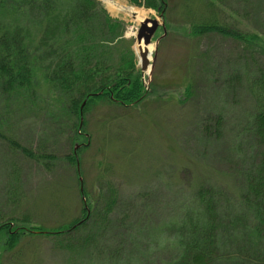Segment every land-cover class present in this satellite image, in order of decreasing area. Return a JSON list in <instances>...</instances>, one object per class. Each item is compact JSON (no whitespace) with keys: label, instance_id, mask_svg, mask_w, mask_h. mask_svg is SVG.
Listing matches in <instances>:
<instances>
[{"label":"rangeland","instance_id":"obj_1","mask_svg":"<svg viewBox=\"0 0 264 264\" xmlns=\"http://www.w3.org/2000/svg\"><path fill=\"white\" fill-rule=\"evenodd\" d=\"M98 1L110 16L125 24V38L133 41L137 69L147 94L129 107L98 101L81 115L74 130L71 125L63 126L66 135L48 141L43 136L44 129H48L44 115L50 111L54 96L46 85L40 84L38 104L43 110H25L2 130L35 154H52L55 159L53 163L38 155L29 159L20 151L12 152L0 138V156L3 152L10 159V155L15 156L13 161L21 170L9 178L0 166V264H75V254L68 250L69 239L81 231L75 236L66 233L84 224L97 207L105 208L114 199L120 202L113 209L116 213L125 212L121 219L128 223L139 217V225H162L163 220L174 215L165 205L168 187L189 194L208 182L237 192L233 171H238L242 161L237 156L232 158L229 152L235 130L232 123L239 121L250 103L247 104L246 91L241 87L237 97L230 94L226 115L232 119L227 118L225 128L214 139L218 112L214 114V105L207 100L216 98L219 84L226 85V70L240 68L235 65L239 48L250 46L257 52V40L253 38L257 35V10L254 11L253 3L164 0V24L155 9L132 5L128 0ZM119 7L132 8L159 23L152 41V74L146 80L136 50L142 23ZM212 21L233 35H212L205 40L194 36L196 25ZM123 48L127 50L128 45ZM214 75L217 79H213ZM204 117H208L206 122ZM246 146L243 143V155ZM171 206L176 204L170 203ZM149 227L146 246L151 244L152 248L159 235ZM111 233L114 236L115 231ZM130 242L129 250L135 251L133 240ZM126 253L127 249L121 256ZM83 256L77 264L93 261L90 255H86L87 259Z\"/></svg>","mask_w":264,"mask_h":264},{"label":"trees","instance_id":"obj_2","mask_svg":"<svg viewBox=\"0 0 264 264\" xmlns=\"http://www.w3.org/2000/svg\"><path fill=\"white\" fill-rule=\"evenodd\" d=\"M128 1L155 9L167 23L164 0ZM219 1L224 4L228 0ZM247 2L257 10V35L253 36L257 52L250 46L239 48L235 65L240 68L226 70V85L219 84L216 98L207 100L213 103L214 114L218 112L214 139L230 117L226 115L230 94L237 97L244 89L250 103L239 121L232 123L235 130L229 152L242 161L238 171H233L237 192L208 182L190 195L168 187L165 205L174 215L162 225H139V217L137 222L128 223L121 219L125 212L113 209L118 201L114 199L105 208L97 207L84 224L66 233L75 236L81 231L69 239L68 250L75 254V264L87 254L93 259L90 264H264V0H244ZM195 28L194 36H203L204 40L232 34L215 21ZM125 31V24L110 16L98 0H0V138L12 152L20 151L29 159L38 155L52 163L55 159L52 154H35L2 130L25 110H43L38 104L41 83L54 96L50 111L44 115L48 129L43 136L48 141L66 135L63 126L71 125L74 130L81 115L98 101L129 107L144 99L147 91L137 69L133 41L125 38ZM203 119L206 122L208 117ZM3 153L0 166L5 175L11 178L19 174L15 156L10 155V159L7 152ZM8 186L15 190L12 184ZM170 203L176 206L172 208ZM150 225L159 235L152 248L151 244L146 246L145 237ZM111 230L114 236L109 235L113 234ZM131 239L135 251L127 246H131ZM125 249L127 253L121 256Z\"/></svg>","mask_w":264,"mask_h":264},{"label":"water","instance_id":"obj_3","mask_svg":"<svg viewBox=\"0 0 264 264\" xmlns=\"http://www.w3.org/2000/svg\"><path fill=\"white\" fill-rule=\"evenodd\" d=\"M159 28V23L156 20H150L147 19L145 20L138 31L137 35V42L139 44H144L145 47H148L152 44L153 38L155 37V34L157 33V30ZM140 66H141V71L142 73L146 72L149 67H151V72H152V65L149 61V55L148 52L145 51L143 52L140 56ZM152 74V73H151ZM85 104L83 105V107Z\"/></svg>","mask_w":264,"mask_h":264},{"label":"bare ground","instance_id":"obj_4","mask_svg":"<svg viewBox=\"0 0 264 264\" xmlns=\"http://www.w3.org/2000/svg\"><path fill=\"white\" fill-rule=\"evenodd\" d=\"M109 3H112L111 1H109ZM119 10L122 12L127 13L129 16H131L132 18L136 19L137 21H139L140 23H143L146 20V17L141 15L140 13L136 12L134 9L132 8H123V7H119ZM137 52H138V57L145 51L148 52L149 55V61L151 62L152 59V55L153 52L155 51V45L151 44L148 47H145L144 44H137V48H136ZM151 74V67H149V69L143 73V78L144 80L147 79V77H149Z\"/></svg>","mask_w":264,"mask_h":264}]
</instances>
